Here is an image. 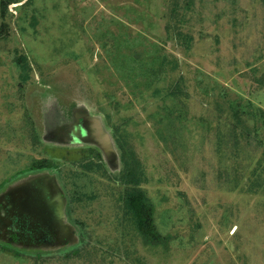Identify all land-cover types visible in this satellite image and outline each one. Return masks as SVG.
Listing matches in <instances>:
<instances>
[{
  "label": "rangeland",
  "instance_id": "rangeland-1",
  "mask_svg": "<svg viewBox=\"0 0 264 264\" xmlns=\"http://www.w3.org/2000/svg\"><path fill=\"white\" fill-rule=\"evenodd\" d=\"M262 113L264 0H0V264H264Z\"/></svg>",
  "mask_w": 264,
  "mask_h": 264
},
{
  "label": "trees",
  "instance_id": "trees-1",
  "mask_svg": "<svg viewBox=\"0 0 264 264\" xmlns=\"http://www.w3.org/2000/svg\"><path fill=\"white\" fill-rule=\"evenodd\" d=\"M6 7V4L3 3L2 4V9H4ZM173 30H171L170 28L168 29V32H172ZM171 39H175V40H179L180 37L178 36H173L171 35ZM174 68V67H173ZM231 110H233L235 112V119H239L241 120L242 119V114L241 112L238 111L239 109V106L238 105H234L232 104L231 105ZM262 116H260V119L259 121L264 123V114L262 113L261 114ZM261 127H258L256 128L257 131L259 132ZM262 128L264 130V126L262 125ZM263 139H264V136H263ZM263 157H264V148H263ZM134 161V160H133ZM136 177V181H137V178H139V174L137 176H134V178ZM136 181L133 183H136ZM143 198L145 199V196L139 192V193H136L135 195H131V194H128V197H127V201L125 202V208L126 210H130L133 212V214L135 215L136 217V221H137V224L139 225V228L140 229H143V238L146 240V241H152V242H158V240H162L163 241V244L165 246H168L169 244V241L166 237H161L160 235L161 232L157 229L155 223L153 222V210L151 207L147 206L144 202H143ZM146 203L148 204V202L146 201ZM148 236H149V239H148ZM151 238V239H150ZM160 244V243H159ZM158 245V244H157ZM75 255H77L76 257H79L78 253H75ZM74 256V255H73Z\"/></svg>",
  "mask_w": 264,
  "mask_h": 264
},
{
  "label": "water",
  "instance_id": "water-1",
  "mask_svg": "<svg viewBox=\"0 0 264 264\" xmlns=\"http://www.w3.org/2000/svg\"><path fill=\"white\" fill-rule=\"evenodd\" d=\"M22 213H25V214H26V210H25V211H23ZM22 213H21V214H22Z\"/></svg>",
  "mask_w": 264,
  "mask_h": 264
}]
</instances>
